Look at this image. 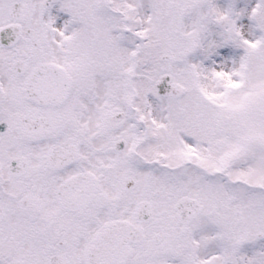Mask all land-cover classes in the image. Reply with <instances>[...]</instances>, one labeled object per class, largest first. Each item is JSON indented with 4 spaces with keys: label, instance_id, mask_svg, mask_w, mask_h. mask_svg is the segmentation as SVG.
Instances as JSON below:
<instances>
[{
    "label": "snow or ice",
    "instance_id": "1",
    "mask_svg": "<svg viewBox=\"0 0 264 264\" xmlns=\"http://www.w3.org/2000/svg\"><path fill=\"white\" fill-rule=\"evenodd\" d=\"M0 264H264V0H0Z\"/></svg>",
    "mask_w": 264,
    "mask_h": 264
}]
</instances>
